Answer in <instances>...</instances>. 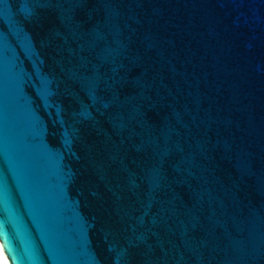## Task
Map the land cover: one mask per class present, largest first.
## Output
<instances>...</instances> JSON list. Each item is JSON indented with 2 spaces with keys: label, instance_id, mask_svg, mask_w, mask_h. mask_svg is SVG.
Returning a JSON list of instances; mask_svg holds the SVG:
<instances>
[{
  "label": "water",
  "instance_id": "1",
  "mask_svg": "<svg viewBox=\"0 0 264 264\" xmlns=\"http://www.w3.org/2000/svg\"><path fill=\"white\" fill-rule=\"evenodd\" d=\"M7 264H264V0H0Z\"/></svg>",
  "mask_w": 264,
  "mask_h": 264
},
{
  "label": "bare ground",
  "instance_id": "2",
  "mask_svg": "<svg viewBox=\"0 0 264 264\" xmlns=\"http://www.w3.org/2000/svg\"><path fill=\"white\" fill-rule=\"evenodd\" d=\"M0 264H7L4 257H3L1 250H0Z\"/></svg>",
  "mask_w": 264,
  "mask_h": 264
}]
</instances>
